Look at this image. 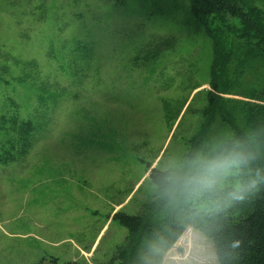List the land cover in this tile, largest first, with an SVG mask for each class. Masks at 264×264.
I'll return each mask as SVG.
<instances>
[{
    "label": "rangeland",
    "instance_id": "1",
    "mask_svg": "<svg viewBox=\"0 0 264 264\" xmlns=\"http://www.w3.org/2000/svg\"><path fill=\"white\" fill-rule=\"evenodd\" d=\"M147 1L0 0V121L33 123L31 146L0 131V264L109 260L128 236L113 214L152 198L153 167L182 166L210 44ZM162 264L220 262L189 227Z\"/></svg>",
    "mask_w": 264,
    "mask_h": 264
},
{
    "label": "trees",
    "instance_id": "2",
    "mask_svg": "<svg viewBox=\"0 0 264 264\" xmlns=\"http://www.w3.org/2000/svg\"><path fill=\"white\" fill-rule=\"evenodd\" d=\"M237 1H151L149 7L210 44L204 121L180 168L151 169L155 191L141 210L113 215L128 236L96 264H162L189 227L213 241L220 264H264V13ZM8 120L0 131L19 127L31 146L32 121L14 118L8 127Z\"/></svg>",
    "mask_w": 264,
    "mask_h": 264
},
{
    "label": "bare ground",
    "instance_id": "3",
    "mask_svg": "<svg viewBox=\"0 0 264 264\" xmlns=\"http://www.w3.org/2000/svg\"><path fill=\"white\" fill-rule=\"evenodd\" d=\"M113 215H114V214H113ZM112 219H113V216H112ZM183 234H184V233H183ZM180 238H181V237H180ZM180 238H179V239H180ZM213 244H214V243H213ZM215 250H216V249H215ZM216 254H217V253H216ZM103 262H104V261H103Z\"/></svg>",
    "mask_w": 264,
    "mask_h": 264
}]
</instances>
